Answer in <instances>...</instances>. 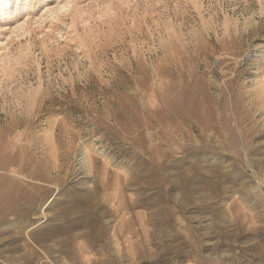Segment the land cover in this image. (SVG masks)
<instances>
[{"label": "rangeland", "instance_id": "obj_1", "mask_svg": "<svg viewBox=\"0 0 264 264\" xmlns=\"http://www.w3.org/2000/svg\"><path fill=\"white\" fill-rule=\"evenodd\" d=\"M263 85L264 0H0V264H264Z\"/></svg>", "mask_w": 264, "mask_h": 264}, {"label": "bare ground", "instance_id": "obj_2", "mask_svg": "<svg viewBox=\"0 0 264 264\" xmlns=\"http://www.w3.org/2000/svg\"><path fill=\"white\" fill-rule=\"evenodd\" d=\"M3 1H4V0H2V2H3ZM260 68H262V67H260ZM262 72H263V71H262ZM261 74H262V73H261ZM258 76H259V75H258ZM261 76H262V75H261ZM229 79H230V78H229ZM232 79H233V78H232ZM261 79H262V78H261ZM222 84H223V83H222ZM259 84H260V83H259ZM262 88H264V85H263ZM262 88H260V89H262ZM261 91H262V90H261ZM206 96H207V95H206ZM199 101H200V100H199ZM196 102H198V101H196ZM196 102H194V103L196 104ZM190 103H191V105H192V102H190ZM198 103H199V102H198ZM195 104H194L193 106H198V105H199V104H198V105H197V104L195 105ZM194 109H195V107H194ZM192 110H193V108H192ZM192 110H191V111H192ZM195 110H196V109H195ZM192 112H193V111H192ZM194 112H195V111H194ZM194 112H193V113H194ZM193 113H192V114H193ZM200 113H201V112H200ZM195 114H196V113H195ZM190 115H191V114H190ZM191 116H192V115H191ZM196 116H197V115H196ZM203 117H204V116H203ZM190 118H191V117H190ZM194 118H195V117H194ZM197 119H198V118H197ZM191 120H192V119H191ZM200 121H201V120H200ZM199 123H200V122H199ZM85 154H86L85 157H86L87 165H89V168H90V167L93 165V161H94V160H93V158H91V157L89 156L88 153H85ZM87 191H90V190H87ZM91 192H93V191H91ZM89 193H90V192H89ZM77 194H78V193H77ZM81 194H82V193H81ZM76 196H78V199H77V200H79V198H82V200H83V198H84V196H79V195H76ZM92 196H93V195H92ZM86 197H87V196H86ZM86 197H85V198H86ZM76 198H77V197H76ZM73 199H74V197H73ZM73 199H72V201H74ZM76 202H77V201H75L74 203H76ZM81 202H82V201H81ZM84 202H85V201H84ZM69 203H70V202H69ZM74 203H72V204H74ZM77 203H78V202H77ZM88 203H89V202H88ZM90 203H91V202H90ZM90 203H89V204H90Z\"/></svg>", "mask_w": 264, "mask_h": 264}]
</instances>
